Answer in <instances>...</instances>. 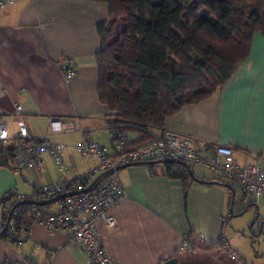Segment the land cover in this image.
I'll use <instances>...</instances> for the list:
<instances>
[{
    "label": "crops",
    "instance_id": "0c3cea01",
    "mask_svg": "<svg viewBox=\"0 0 264 264\" xmlns=\"http://www.w3.org/2000/svg\"><path fill=\"white\" fill-rule=\"evenodd\" d=\"M108 18V4L92 0H16L2 9L0 117L9 123L12 133L23 118L30 131L65 143L67 173L63 174L48 153L42 170L27 167L16 172L0 165V203L8 210L4 216L0 206V232L20 196L32 195L44 183L68 181L95 166L96 159L81 157L76 145L89 139L111 143L112 112L99 99L97 64V24ZM69 58L76 67L72 77L64 74ZM17 104L22 105L21 114L14 113ZM53 118L62 120V132H51ZM156 132L188 135L211 149L217 144L230 145L241 163L264 167V34L254 33L249 58L225 86L204 101L183 106ZM128 135L133 146L143 144L136 132ZM194 173L210 183L171 177L164 164L155 170L147 164H132L120 171L126 195L114 211L118 224L110 228L104 218L98 222L101 241L115 260L160 264L176 257L181 264L190 254L198 255L203 264L212 261L209 252L192 254L180 248L190 233L197 242L200 236L214 243L221 236L227 240L226 213L235 205L236 187L240 186L233 180L228 183L223 173L211 169ZM8 192L13 199L6 200ZM244 198L251 203L249 207L257 201ZM257 202L263 206V200ZM54 203L58 205L56 201L42 207L47 212L57 211L59 206ZM29 222L13 233L6 230L8 237H0V264H93L72 242L69 227L50 232L35 219ZM219 254L228 261L223 252Z\"/></svg>",
    "mask_w": 264,
    "mask_h": 264
},
{
    "label": "trees",
    "instance_id": "16d2710c",
    "mask_svg": "<svg viewBox=\"0 0 264 264\" xmlns=\"http://www.w3.org/2000/svg\"><path fill=\"white\" fill-rule=\"evenodd\" d=\"M92 1L109 7V18L97 24L100 102L112 112V131L136 132L142 143L151 139L145 130L163 129L183 106L225 86L249 58L254 33L264 34V0ZM163 164L171 177L192 178L184 164ZM0 165L15 170L11 147L2 148ZM149 166L155 170L158 164ZM17 207L24 212L19 226L29 224L30 206ZM197 243L206 253L220 252L223 240ZM198 258L187 254L181 264H203Z\"/></svg>",
    "mask_w": 264,
    "mask_h": 264
},
{
    "label": "built area",
    "instance_id": "2783aa9c",
    "mask_svg": "<svg viewBox=\"0 0 264 264\" xmlns=\"http://www.w3.org/2000/svg\"><path fill=\"white\" fill-rule=\"evenodd\" d=\"M16 0H0V15L2 9L13 4ZM66 77L76 74L75 62L69 58L65 67ZM22 105L17 104L15 114H21ZM18 130L12 133L9 123L0 117V157L2 148L11 147L13 166L15 171H22L27 167L42 170L44 154L48 153L54 159L58 168L67 173L65 155L66 144L54 139L49 134L30 131L23 118L17 121ZM51 132L59 133L64 130L63 122L59 118L51 120ZM83 131L82 129H80ZM151 139L141 145L130 144L129 135L120 130L112 131L111 143L104 145L89 139L76 145V152L83 158H95L96 164L91 170L68 181L63 179L54 183H44L38 186L32 195H22L18 199L49 200L64 193L79 192L66 195L59 199L57 211L47 212L45 207L30 204L31 219L39 221L50 232L61 226L69 227L72 232V242L82 248L93 261V264H123L115 260L101 241L98 222L104 218L110 228L117 226L118 221L114 211L125 198V186L122 182L118 167L132 164H144L148 161L173 159L189 165H203L218 171L230 178L248 193L253 194L257 201H264V167L249 161L241 163L236 157L234 147L217 144L214 148L201 150L195 138L173 132L159 134L156 129L145 130ZM112 170L105 178L89 191L86 189L100 174ZM6 200L13 199L12 192L6 194ZM3 215L8 213L6 204L1 203ZM23 210L17 207L11 217L7 231L13 233L19 228V218ZM225 221V218L223 219ZM22 226V225H21ZM195 236L186 235L181 250L186 253L197 254L204 250L194 244ZM223 244L218 248L223 251L232 264H247L246 260L220 237ZM198 241L209 245L204 236ZM218 241V240H217Z\"/></svg>",
    "mask_w": 264,
    "mask_h": 264
},
{
    "label": "rangeland",
    "instance_id": "374dc122",
    "mask_svg": "<svg viewBox=\"0 0 264 264\" xmlns=\"http://www.w3.org/2000/svg\"><path fill=\"white\" fill-rule=\"evenodd\" d=\"M162 164L163 163H160L158 165L161 166ZM193 166V169L197 172L199 169L209 170V168L203 165ZM218 176H221V174L219 173ZM225 181L228 183L232 182L230 178H225ZM236 191L238 199L236 197L237 200L234 202L233 212L228 210L226 213L227 222L225 224V236L229 244H231L246 260L247 264H264V219H262L264 217V201L262 203L263 206L259 203L260 210L256 209L253 205L249 207L248 205L250 203L245 202L246 199L244 196H246L249 201L251 197L254 198L253 194L246 193V195H244V190L241 186H237ZM238 200L241 202H238ZM52 205L55 207L58 206L57 203ZM257 215H261L262 217L257 218ZM0 241H2V239ZM11 241H13V239ZM209 254H212L210 256L211 258L208 257L212 260H208L209 264H229V260L227 261L225 257H220L219 252L215 253V251H209L208 255ZM215 254L216 257H214Z\"/></svg>",
    "mask_w": 264,
    "mask_h": 264
},
{
    "label": "water",
    "instance_id": "95a60500",
    "mask_svg": "<svg viewBox=\"0 0 264 264\" xmlns=\"http://www.w3.org/2000/svg\"><path fill=\"white\" fill-rule=\"evenodd\" d=\"M169 161L175 162V163H181V164L186 165V167L188 168L189 173H190V175H191L192 178H194L196 180H199V181H203V182L210 183L209 181H206V180L204 181V180L200 179L198 176H196L195 173H194V170L191 167V165H189L187 163L179 162V161L173 160V159H169ZM160 163H164V160L148 161V162H145L144 164L150 165V164H160ZM128 166L129 165L120 166V167H118V169L119 170H122V169H124V168H126ZM111 172H112V170H108V171L100 174L99 176H97L94 179V181L86 189H84L83 191H89V190H91L94 186H96L101 181V179L105 178ZM79 192L64 193V194H62L60 196H56V197H54L52 199H49V200H35V199H31L30 198V199H25V200H22V201L18 202L9 211V215H8L7 221L5 222V226H4L3 230L0 232V237L3 236L4 233L6 232V230L8 228V225L10 223V220H11L12 214H13L14 210L17 208L18 205H21V204L22 205L36 204V205H39V206H45V205H48V204H51L53 202L58 201L59 199H61L62 197L66 196V195H73V194H76V193H79ZM234 198H235V195H234ZM233 202H234V199L232 201V204H233ZM252 205L255 206L256 209L259 210L260 206H259V203L257 201L253 202ZM232 207H233V205H232ZM231 211H233V208L231 209ZM160 264H179V263H178V259L176 257H172V258H170L168 260H165L164 262H162Z\"/></svg>",
    "mask_w": 264,
    "mask_h": 264
},
{
    "label": "bare ground",
    "instance_id": "6f19581e",
    "mask_svg": "<svg viewBox=\"0 0 264 264\" xmlns=\"http://www.w3.org/2000/svg\"><path fill=\"white\" fill-rule=\"evenodd\" d=\"M50 125H51V123H50Z\"/></svg>",
    "mask_w": 264,
    "mask_h": 264
}]
</instances>
